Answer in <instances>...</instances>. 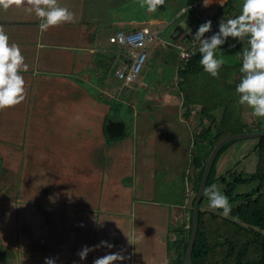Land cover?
Masks as SVG:
<instances>
[{
	"label": "crops",
	"instance_id": "1",
	"mask_svg": "<svg viewBox=\"0 0 264 264\" xmlns=\"http://www.w3.org/2000/svg\"><path fill=\"white\" fill-rule=\"evenodd\" d=\"M57 2L73 11L75 20L44 32L38 27L39 18L23 2L17 5L13 0L7 9L0 6V30L20 47L28 65L22 71L24 100L0 110V258L11 259L9 264H44L45 257L54 258L56 264H92L108 251L123 250L129 257L126 264H179L176 243L188 233L190 224L185 163L191 158L193 163L196 158L205 159L214 142L231 135L229 126L216 139L223 119L227 117L229 124L235 119L227 99L208 88L224 80L221 74L212 77L204 72L202 65L185 79L179 51L191 37L172 39L176 18L159 19L158 10L144 16L127 15L126 8L140 6V0ZM193 4L198 7L199 2ZM200 4L204 16L217 23L222 16L235 17L240 12L237 0H228L211 13L208 9L216 3L203 7L201 0ZM203 22L202 16L185 32L191 35ZM143 27L158 34L148 43L147 64L134 83L119 81L121 86L117 84V91L111 93L112 81H118L112 71L126 63L132 49L109 38L118 30ZM216 27L213 23V31ZM163 45L176 54L178 50L175 69L172 77L163 76L154 86V79H147V69L159 64L163 73L164 64L171 60ZM242 47H248L246 41L225 49L233 54ZM227 61L220 70H230L233 65ZM240 63L239 56L235 65ZM233 75L231 85L226 83L224 88L236 87L240 67ZM123 85L128 88L123 90ZM232 102L230 97L228 103ZM242 108L239 120L250 131L264 128L251 111ZM113 110L122 117L109 118ZM110 120L125 123L121 136L108 134ZM251 138L255 139L249 143L232 142L220 155L213 184H219L222 191L235 176L252 173L229 171L233 159H246L255 152L258 167L255 147L259 138ZM159 148L167 150L159 154ZM195 167L201 172L200 166ZM199 176L195 185L189 184L190 190L196 188ZM254 182L256 187L258 181ZM201 209L216 213L222 229L232 224L231 214L224 217L222 209L209 208L208 201ZM101 240L116 247L98 248L80 261L78 250Z\"/></svg>",
	"mask_w": 264,
	"mask_h": 264
},
{
	"label": "clouds",
	"instance_id": "2",
	"mask_svg": "<svg viewBox=\"0 0 264 264\" xmlns=\"http://www.w3.org/2000/svg\"><path fill=\"white\" fill-rule=\"evenodd\" d=\"M22 2L39 18L38 27L41 32L75 20V13L58 4L57 0H15L17 5ZM12 3L13 0H0V6L5 9ZM165 3L166 0H140V6L149 13L157 11L158 7ZM213 3L223 7L228 0H202L203 7ZM188 11L189 8H182L179 14ZM206 33L211 34L205 35ZM191 39L199 42V64L202 65L203 71L212 77H218L224 65V46L233 49L237 44L243 45L247 42L248 47H242L237 53L241 60L242 75L235 91L239 94L240 105L250 108L252 115L264 118V0H242L238 15L220 17L215 31L213 21L205 20L191 33ZM181 55L187 54L182 52ZM24 61L20 47L10 43L7 32L0 30V110L15 106L25 98V79L22 71L27 70L28 65ZM203 192L208 196L209 208L222 209L220 214L229 216L231 205L227 195L219 191L215 184L204 188ZM127 238L131 243L130 238ZM102 247L113 249L116 245L109 240H101L95 245H83L77 255L80 261H85L90 252ZM128 259L123 250L108 251L95 257L92 264H126ZM44 264H56V260L45 257Z\"/></svg>",
	"mask_w": 264,
	"mask_h": 264
},
{
	"label": "trees",
	"instance_id": "3",
	"mask_svg": "<svg viewBox=\"0 0 264 264\" xmlns=\"http://www.w3.org/2000/svg\"><path fill=\"white\" fill-rule=\"evenodd\" d=\"M186 1L191 4L194 2V0ZM196 8L198 7L192 6L190 11L185 13L184 17H182V14L176 17V21L178 23H182L181 21L184 22L186 31L191 29L193 25H196L199 22L200 17L203 16V19H205L203 13H200V16L194 14L196 12L199 14V11H197ZM186 17L187 20L185 19ZM190 17H192L191 21L189 20ZM191 40L192 39H190L188 43L191 42ZM199 58L200 54L197 48L196 53L188 61L187 66L185 68H181V75L185 79L188 77L189 73H195L200 69L201 65L199 64ZM184 81L185 80L181 82L182 86ZM239 118L240 117H236L229 124L228 118L225 117L221 123L222 132L217 134L216 139L219 140V137H222L226 128L228 129L229 126L231 128V135L252 130L249 125L242 122L241 119L239 120ZM263 129L264 128H259V130ZM205 136H209V130L206 131ZM215 144L216 143L214 142L211 145L207 156L210 154ZM231 144L232 143L225 145L219 151L208 177L206 187H209L214 183L216 163L223 151ZM255 150L259 155L257 170L249 176H235L232 183L225 188V194L232 199L234 198L233 196H235L233 195L235 184L248 181H258L255 188L239 196L242 198L241 203H239L234 209H231L230 214L233 217L231 222L232 224L227 223L228 225L222 229L219 224V219L217 220L215 218L216 213L201 209V205L205 197L204 195L199 208V227L195 247L191 257V264H264V136L259 137ZM207 156L205 159L196 158L194 162L196 166H200L201 168L196 186L197 192L206 165ZM195 199L196 198H194L192 202H194ZM190 211L191 218L188 233L185 236H182L176 243V245L178 244L176 262L180 264H184L185 253L192 231L193 210L190 208ZM227 220L228 219H226V221ZM243 232L250 233L251 235L245 238L243 243H241L238 235ZM214 239L216 241H214ZM217 251H219V253L215 255V252Z\"/></svg>",
	"mask_w": 264,
	"mask_h": 264
},
{
	"label": "rangeland",
	"instance_id": "4",
	"mask_svg": "<svg viewBox=\"0 0 264 264\" xmlns=\"http://www.w3.org/2000/svg\"><path fill=\"white\" fill-rule=\"evenodd\" d=\"M132 1H134V0H131V2ZM195 1H197V2H199V5H198V7L199 8H196L197 9V11H199V9H202V7H201V4H200V2H201V0H195ZM132 3H130V5H131ZM194 4H191V3H188L186 0H166V3L164 4V5H161V6H159L158 7V17H159V19H162V18H164L165 20H170V21H172L173 19H175L176 17H178L179 15H181V14H179L180 13V10L182 9V8H189V11H190V9L192 8V6H193ZM228 5H230V4H228ZM234 5V3H231V6H233ZM237 5H238V7L241 9V5H242V0H237ZM195 7V6H194ZM197 7V6H196ZM217 7H218V4H216V5H212L211 7H209V9H208V12H214V11H217ZM220 8V7H219ZM220 10V9H219ZM126 13H127V15H134V16H144V15H147V11H146V9L145 8H143V7H141V6H139L138 4H136V6H134V7H132L131 9H129V6H128V8H126ZM185 13L186 12H184L182 15V17H184V15H185ZM197 13V14H196ZM196 13H194L195 15H198V12H196ZM201 13H203L204 15H206L205 13H206V11H205V9H202V12ZM205 19H204V21L205 20H208V18H206V17H204ZM186 20H187V17L185 18ZM189 20L191 21L192 20V17H190L189 18ZM178 22L177 21H175V23H174V21H173V24H172V26H174L175 24H177ZM215 25H217L218 23L216 22V20H214V22H213ZM180 24V23H179ZM217 28V27H216ZM217 30V29H216ZM168 35V34H167ZM111 45V44H110ZM112 45H114V44H112ZM166 45V44H165ZM118 46V45H117ZM198 46H199V44L197 45V48H198ZM227 50H229L227 47H225ZM161 49H163L164 51H166L168 54H169V56H171L170 57V61H168V62H166V64H164V71H163V73L161 72V70L159 69V64H154L151 68H149V69H147L148 70V75H147V79H149V80H151V79H154V80H152V85H154L156 82H158V81H160V80H163V76H165V77H167V78H170V77H172V72L174 71V69H175V64H176V58H175V56H177V54H178V50H177V54L173 51V50H169L166 46H161ZM226 49H225V52L223 53V59L224 60H228L227 61V63H230V65H233L231 68H230V70H227V68H223V70H220V74H221V79L222 80H224V83L223 84H217L216 82H214V83H210L209 85H208V88H211V89H213V90H215V91H217L219 94H220V97L222 98V99H227V104L230 106V109H231V117H234V112H235V118L236 117H239V115L241 114L240 112H241V108H242V105H240L239 103H238V96H236V91H235V88L236 87H233V89H230V88H228L230 85H231V82L230 81H232V78H234V77H236L235 75H233V72L234 71H237V70H239V67H240V65H235L236 63H238V61H239V56H238V52L236 53V52H234L233 54H232V52L231 51H226ZM235 51V50H234ZM179 53H180V51H179ZM233 57V58H232ZM230 58H232L231 60H230ZM155 66V67H154ZM113 72V74H115V71H112ZM236 74V73H235ZM114 78H115V80H118V81H112L113 83L112 84H114V89L111 91V93H114L115 91H117V84H121V82H119V81H122L120 78H118L116 75H114ZM162 78V79H161ZM235 80V79H234ZM233 80V81H234ZM240 81V80H239ZM134 83V82H133ZM227 83V85H228V87H226L225 86V88L222 86V85H224V84H226ZM132 84V83H131ZM163 85V84H162ZM182 85V84H181ZM121 86V85H120ZM155 86V85H154ZM157 87V86H156ZM123 90H124V88H128V85H123L122 87H121ZM129 90H130V88H129ZM230 97H232V99L233 100H235V102H232V103H228V100H229V98ZM124 105L125 106H127L125 103H124ZM243 108H244V105H243ZM242 108V109H243ZM247 108V109H246ZM229 109V110H230ZM245 111H251V109L250 108H248V107H246L245 106ZM119 117H122V115H121V112H118V111H116V110H113L112 112H111V114H110V116H109V118H113L114 120H116V119H118ZM254 120H256L257 122H260L258 125H259V127H261L260 125H262V127H264V118H259V117H256V116H254ZM255 121V122H256ZM253 123V122H252ZM236 129V128H235ZM250 131V130H249ZM127 134H128V132H127ZM126 134V135H127ZM255 138H247V139H242V140H238V142H237V144H239L240 143V141H248L247 143H249V142H251V141H253ZM243 142H241V143H243ZM193 146V145H192ZM183 149V148H182ZM166 150L167 149H163V148H159L158 149V152L157 153H159V154H162V153H164V152H166ZM208 150H209V148H208ZM239 155V154H238ZM249 157L248 158H246V159H243V158H241V157H238V159L235 161V159H233L232 161H231V166H229L230 167V170L229 171H231V170H233V173L234 174H236L235 172H237V173H245V174H250L249 172H255V170H256V168H257V160H258V156H256V154H255V152H253V153H251V154H249L248 155ZM187 157V156H186ZM208 157L209 156H207V160H208ZM189 159V158H188ZM207 162V161H206ZM188 163V164H187ZM186 165V179H188V182H189V184H194V180L196 179L197 180V178H198V176H199V174H200V172H199V170H197V168L195 167V165H194V163H193V158H191V159H189V161H187L186 163H185ZM206 164V163H205ZM201 171V170H200ZM1 178H2V180H3V185H4V179H5V174H3L2 176H1ZM219 180H220V182H224V180L225 179H223V178H221V177H219L218 178ZM216 180H217V178H216ZM215 180V181H216ZM161 184V182L159 183V185ZM255 182L254 181H248V182H244V183H238V184H235V189H234V193H235V196H233L234 198H230L228 195H227V197H228V199H229V203H230V205H231V207H233V209L241 202V200H242V198H240L239 196L241 195L240 193H246V192H249V191H251L254 187H255ZM195 185V184H194ZM216 185V187H217V189L219 190V191H221L222 193H224L225 194V192H224V190L222 191V187L219 185V184H215ZM161 186H162V184H161ZM226 187V186H225ZM196 188H194V191L191 189L190 190V208L193 210V203L194 202H192L193 201V199L194 198H196V195H197V189L195 190ZM225 189V188H224ZM239 193V194H238ZM238 196H237V195ZM226 195V194H225ZM206 201H208V196L205 194V197H204V199H203V202H202V207H203V205L206 203ZM176 209H178L177 207H176ZM189 214H191V211H190V213ZM188 217H190V216H188ZM191 218V217H190ZM190 220V219H189ZM190 226V225H189ZM208 232H210V231H208ZM174 236H175V234H173ZM251 234L250 233H245V232H243V233H240L239 235H238V237L240 238V241H241V243H243V240L245 239V238H247V237H249ZM175 238V237H174ZM214 241H216L215 239H214ZM171 257H175V256H173V254H174V251H175V249H171ZM215 251V250H214ZM219 253V251H217V252H215V255H217ZM9 263H12V261H11V259H6V258H0V264H9ZM180 264V263H179Z\"/></svg>",
	"mask_w": 264,
	"mask_h": 264
},
{
	"label": "built area",
	"instance_id": "5",
	"mask_svg": "<svg viewBox=\"0 0 264 264\" xmlns=\"http://www.w3.org/2000/svg\"><path fill=\"white\" fill-rule=\"evenodd\" d=\"M145 29H147V31H145ZM157 38L158 34L149 27L131 31L118 30L110 36L109 40L111 43L132 49L130 54L126 55V63L115 69V75L124 81L125 84H131L139 78L149 59L148 43ZM198 43V41L191 40L187 46H181L179 63L182 68L187 66L188 61L196 53ZM182 52L187 55L182 56ZM186 180L188 196L190 194V188L188 179Z\"/></svg>",
	"mask_w": 264,
	"mask_h": 264
},
{
	"label": "water",
	"instance_id": "6",
	"mask_svg": "<svg viewBox=\"0 0 264 264\" xmlns=\"http://www.w3.org/2000/svg\"><path fill=\"white\" fill-rule=\"evenodd\" d=\"M184 36H186L188 39L191 37L189 33L185 32V27L181 24H176L173 30V34L171 36L172 39H182ZM125 131V123L123 121H112L110 120L107 124V132L112 137H119L121 136ZM264 136V130L260 131H250V132H243V133H235L232 135H229L222 139L219 143H217L213 150L211 151L208 160L206 162L199 189L196 195V199L193 203V211H192V231L191 236L189 239V244L185 253L184 258V264H191V257L193 253V249L195 247V242L197 239V233H198V227H199V208L200 203L204 197L203 189L206 188L207 180L210 175L212 166L214 164V161L219 153V151L227 144L232 143L234 141L244 139V138H251V137H262Z\"/></svg>",
	"mask_w": 264,
	"mask_h": 264
}]
</instances>
